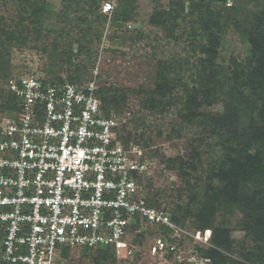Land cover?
<instances>
[{"label": "trees", "instance_id": "16d2710c", "mask_svg": "<svg viewBox=\"0 0 264 264\" xmlns=\"http://www.w3.org/2000/svg\"><path fill=\"white\" fill-rule=\"evenodd\" d=\"M102 1L61 0L60 9L53 13L46 0H15L18 20L10 25L0 17V111L13 116L19 109L18 99L2 88V82L9 76L12 45L25 43L28 35L40 39L53 34L51 59L59 70L65 68L67 76L44 79L57 83H81L91 77L93 46L100 43L107 22L112 43L125 44L128 38L137 37L120 32L126 31L129 22L137 27L138 0H118L109 21L100 10ZM151 1L149 23L176 42L185 37L191 62L188 58L156 61L154 87L143 92L141 106L154 114L175 108L181 121L178 131L186 126L193 129L194 136L188 155L161 157L166 169L177 173L180 184L159 191L150 176L145 179L144 197L148 205L168 210L172 222L182 228L211 230L208 246L194 242L197 256L209 259L210 264H264V0ZM162 1L167 2L166 7ZM184 22L189 27L179 33ZM228 27L247 45V53L224 64L219 59ZM183 60L189 66L185 74ZM97 85L96 95L106 116L124 112L129 95L142 93L108 83L100 73ZM219 104L221 111L206 110ZM118 135L122 143L134 140L132 143L151 156L145 147L148 143H140L143 131L136 137L131 131ZM162 200L165 206H161ZM144 226L134 236L137 245L143 244L145 235L165 237L169 231L161 224ZM233 230L242 232L239 241ZM186 240L193 242L191 237L181 238L177 247L182 249ZM68 250L63 248L61 254L68 255ZM80 251L93 254V264H115L117 259L110 247ZM176 252H166L165 257L184 264L177 260ZM137 254L135 251L130 258Z\"/></svg>", "mask_w": 264, "mask_h": 264}, {"label": "built area", "instance_id": "2783aa9c", "mask_svg": "<svg viewBox=\"0 0 264 264\" xmlns=\"http://www.w3.org/2000/svg\"><path fill=\"white\" fill-rule=\"evenodd\" d=\"M112 8L104 2L101 10ZM97 79L93 69L81 83L33 74L9 81L19 109L0 126V264H54L63 248L110 247L130 258L145 223L169 229L153 236L152 255L176 250L182 261L181 238L208 244L210 229L189 231L148 205L151 161L139 144L122 143L116 117L102 111Z\"/></svg>", "mask_w": 264, "mask_h": 264}, {"label": "rangeland", "instance_id": "374dc122", "mask_svg": "<svg viewBox=\"0 0 264 264\" xmlns=\"http://www.w3.org/2000/svg\"><path fill=\"white\" fill-rule=\"evenodd\" d=\"M48 2L50 11L56 13L61 7V0H46ZM118 0H103L104 2H111L113 8L110 12L105 13L108 17L112 15V11ZM164 7L167 6L166 1L161 2ZM227 3V5H229ZM101 5V9H102ZM188 2L185 3L186 11L188 10ZM251 7V6H249ZM153 3L151 0H138L137 15L135 21L137 27L135 28L132 22H129L126 31L120 33H127V36L136 35L137 37L131 41L127 40L125 44L111 42L108 36L111 29L108 27V22L102 29L101 41L98 45H94L95 65L93 69L101 74L102 79L117 87L133 89L134 91H141L140 95H129L126 108L124 112H115L112 114L118 121V128L120 134L125 135L126 131H131L132 136H137L143 131L144 137L141 138L140 143L144 145L149 154L151 167L154 170L152 179L153 187L157 190H169L176 188L180 184L179 177L174 170L166 169L165 164L161 161V157H174L176 155H188L189 143L194 136L193 129L181 126V121L176 117V109L169 108L165 113H150L143 110L141 102L144 98L143 92L154 87V78L158 60L172 61L175 59L188 58L191 62V52L188 50L187 41L185 37L177 42L173 38H167L161 28L153 26L149 23V17L152 13ZM100 9V10H101ZM17 6L15 0H0V17L6 21L7 24L11 21L18 20ZM102 11V10H101ZM103 12V11H102ZM11 25V24H10ZM189 27L188 23H182V26L177 30L181 33V29ZM221 47L220 61L227 64L231 57L242 59L247 53V45L243 43L240 36L234 31L232 27H228L225 31ZM53 34L47 38L36 39L32 35H28L25 43L21 45L13 44L10 49V68L9 76L2 82V88L5 90L7 83L16 77L22 75H37L41 77H51L57 75L66 78L67 73L64 70H59L58 66L54 64L51 59V42ZM187 46V48H185ZM59 53V51H56ZM83 55L79 58L82 59ZM76 61V60H75ZM182 72L185 74L189 68L184 60L181 62ZM188 71V70H187ZM188 74V73H187ZM222 106L215 105L206 110L215 112L221 111ZM12 117L7 111H0V126L5 125L9 118ZM139 119V120H137ZM134 120L135 123H134ZM134 140H130L133 142ZM141 146V145H140ZM183 197L182 199H184ZM166 201L162 200L161 206H165ZM168 213L169 211L166 210ZM230 226L234 224V218H231ZM191 228V227H190ZM193 231L192 229H188ZM232 235L236 240H240L242 232L233 230ZM153 241V236L145 235L142 245H138L135 251L138 252L136 257L132 258H117L115 264H174L173 259L163 257L161 254L152 255L149 252V247ZM193 240H186L182 245V260L184 264H210L209 259L197 256L194 248ZM199 243V242H198ZM199 246H208L207 243H199ZM81 249H70L68 255L64 256L59 253L54 260V264H93V254L91 256L84 255Z\"/></svg>", "mask_w": 264, "mask_h": 264}]
</instances>
